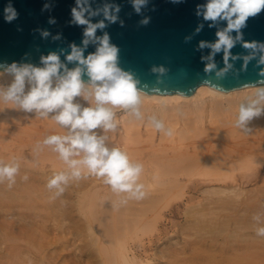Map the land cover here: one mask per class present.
<instances>
[{
    "label": "bare ground",
    "instance_id": "obj_1",
    "mask_svg": "<svg viewBox=\"0 0 264 264\" xmlns=\"http://www.w3.org/2000/svg\"><path fill=\"white\" fill-rule=\"evenodd\" d=\"M13 80V74L0 70L1 88L2 82L8 84L12 83ZM58 82V77H53V85L56 86ZM82 83L84 85L82 91L94 94L92 83L85 81H82ZM26 84L27 86H32L27 81ZM6 85L5 83L3 85L4 92ZM261 88H264V85L247 86L233 90H219L207 84H200L192 93L188 94L144 92L137 89L140 93L139 103L127 114L115 117L114 122L121 131L125 142L131 134H140L142 126L146 130L149 129V132H153L155 128L154 121H159L164 125L160 129V133L162 132L163 135L164 131L167 132L168 129H171L173 132L177 128L176 126L179 125L180 129L177 130V135L182 131L179 135L182 140L185 137L183 136L185 130H188L190 134L189 131L191 129H196V133H199L198 129H202L208 121H213L212 124H214L216 120H210V117H214V115L218 121H220V118L222 119L218 125L221 124L227 127V124L224 125L226 118H217V114L230 116V118L236 117L239 114L241 105L248 106L254 101H258L256 106L262 109V113L256 119L254 118L255 121H251V126L257 119V122L260 123L262 121V124L264 123V109L262 108L264 107L262 106L264 101L259 94ZM0 92L2 94V90ZM92 96L94 98V95ZM2 102L3 104L1 105H4L3 107L7 109L15 106L12 102H6L4 99H2ZM106 107L111 108V110L114 108L111 105H106ZM137 111L139 112V116L136 115ZM233 120L231 119L230 122ZM230 122L227 129L235 124V122ZM248 124L247 126L251 128ZM218 125L215 124L216 127ZM221 125L219 126L221 127ZM234 126L231 127L232 130L229 128L228 132L232 131L233 134L239 133L241 131L239 129H235L238 132H233ZM250 128L251 133L254 129L251 130ZM252 128L257 129L256 126ZM30 132L25 138H29L30 134H35ZM48 135H51V133ZM192 135L189 136L191 142L192 138L196 136L191 137ZM257 135L260 138V140L258 139L260 141L258 143L260 144L257 145L258 143H255L254 146L257 145L259 148L261 143H263L262 137L264 133L262 137H260L259 133ZM150 136L152 137V133ZM247 136V138L252 139L248 133ZM253 136L255 137V135ZM2 137H4L3 133ZM47 137H44V139ZM186 137L184 138L185 140L188 138ZM218 137H213L215 141L210 140V144L205 139H211L212 137H204L207 143H202L199 140V143H201L199 145L202 147H197L194 144L188 146L187 144L190 142L184 145V141L179 140L180 143H183L180 146L184 145V149L175 152H164L163 150L165 149L169 150L167 149L169 146L164 145L163 147L157 143L161 147L156 146L155 149H163V153L155 154L154 158L152 157L151 159L150 156H147L151 162L149 160L148 162L142 160L141 163L144 166V170L140 177V182L145 185V188L154 184H159L160 186L161 184H171L170 186L193 184L189 190L191 192H199L200 196L195 200L194 197L196 195L188 197V202L184 203L183 208H181L183 219L170 233L162 231L157 227L159 222L157 217H153L149 221L140 222V225L138 223L139 226L137 227L135 226L137 223L133 220V223L136 224L130 226L136 227L138 231H133L132 237L138 241H130L129 239L132 237L130 238V236L122 232V229L118 228V225L124 220L120 221L122 214L120 211L122 208L116 202L120 199V196L113 193L110 186L105 185L103 181H98L94 176H87L85 172H82L80 180L70 179L65 192L53 199V193L46 187L48 180L54 173L60 171L70 175V171L61 168L67 164L60 160L58 153L53 151L54 146L44 145L41 138L38 141L34 138L35 141H29L30 150L28 151H5L0 148V161L8 162L12 158H16L20 163V171L16 177V183L11 188L8 187L7 181L0 183V264H86L87 260L84 258L85 251L79 248L74 240L78 234V230H76L78 228V221L75 218L82 219L84 216L98 226L100 233L98 234V264H264V237H257L255 234L257 227L264 226V197H261V194L258 195V192L262 193L263 188L259 190L261 187L256 186L257 189L259 188V191L256 190L258 192L255 195L253 194V189L252 193L249 194H246L249 191L245 192L246 189H243L245 195L239 185L197 187V185L209 182L223 184L236 182V184H240L258 178L257 164L262 160L257 157L259 151L256 153V150L252 149L254 147L244 149L246 145H240L241 141L246 140L245 134L243 135L244 139L242 135L241 137L239 135V139L243 140H238V136L236 135V142H234V138H231L232 136L230 138L227 136L231 141L234 139L232 143L226 141L230 143L229 145L237 144L235 149H233L234 147L232 148L233 150L230 148V151L232 150L233 152L229 151L226 143H222V140L224 139L225 141L226 137L224 135L222 139H220L221 135ZM134 138L136 139V137ZM199 138L202 140V137ZM217 139L221 140V142H218L219 145L215 143L218 147L215 144L212 145L215 147H210ZM204 140L202 141L204 142ZM127 141L130 142V140ZM22 142L20 143L24 144ZM168 142L170 141L168 140ZM194 142H196V139H194ZM123 144L125 145V149L128 148L129 150V146L127 147L125 143ZM204 144H209L210 148ZM252 144L250 142V145ZM223 145L228 149L227 151L225 148L222 150ZM238 145L244 148L238 149ZM178 146L174 145V148L179 149L180 146ZM249 146L247 145L246 148H250ZM4 148L8 147L4 146ZM132 148L136 149V147ZM141 148L140 150H143ZM170 148L176 150L172 146ZM130 153L132 154L131 147L128 154ZM131 157L134 160L133 156ZM145 159L147 158L145 157ZM140 161L138 159L135 162L140 163ZM227 164L229 167L233 166V169L234 166H237V168H244L246 170L256 168V171L251 170L237 176L230 170H225L226 167L228 169ZM53 168H58L59 170H54ZM25 176L28 177L27 180L23 179ZM83 187H86V189L81 190ZM155 191L157 192L158 190L155 189ZM242 194L245 196H242ZM149 197H152V195H149ZM153 197L155 200L160 198L159 196ZM152 198L151 200H153ZM114 201L116 206L112 205ZM137 201L138 203L140 202L139 200ZM128 202L130 204L131 201L129 200ZM134 202L132 200L131 206L128 205V207H126L127 204H124L125 207L123 205V209L126 208V210L131 207L128 211L131 210L132 212L130 211L127 214H131L133 211L137 212V210L132 209L136 207L132 204ZM74 203L78 205V209L74 210L72 208ZM142 204H144L143 200L141 201V206H143ZM111 206H115V209H112V211L110 209L112 208ZM143 208L142 211H145L146 209L143 210ZM140 210L138 209V212ZM124 212L123 210V214ZM139 213L142 214L141 211ZM257 214H260L262 217L260 225H257L253 219ZM143 218L141 217V220ZM128 221L127 219L126 225L131 223ZM118 222L119 224H117ZM147 229H150L151 233L154 231V233H150L151 235L144 241L141 235ZM127 232V234H130L129 231ZM150 246L154 247V250L148 253L146 249Z\"/></svg>",
    "mask_w": 264,
    "mask_h": 264
},
{
    "label": "clouds",
    "instance_id": "obj_2",
    "mask_svg": "<svg viewBox=\"0 0 264 264\" xmlns=\"http://www.w3.org/2000/svg\"><path fill=\"white\" fill-rule=\"evenodd\" d=\"M151 0H130L131 7L135 14L142 15L139 21L140 26H147L151 22V17L143 15L144 9H149ZM173 4L182 3L183 0H170ZM94 0H75V6L70 9V24L81 26L83 31V44L86 47L90 41L97 42L98 47L95 53L83 56V49L71 46V54L67 56L68 61H77L80 65L86 66L87 75L91 79L94 89L95 107L81 108L74 103V98L82 94L84 85L81 80L82 69L75 68L68 71L66 75L59 77L58 70L63 67L59 57L53 53L42 58L44 67L38 68L29 65H18L13 62L11 65L0 63V69L13 74L14 80L4 92L3 99L12 102L25 112H36L40 117H47L49 113H56L55 121L70 131V135H50L43 140L44 145L54 146L53 151L59 154L60 160L68 165L70 175L60 171L54 173L47 182V189L53 193V199L61 196L69 180H80L82 172L87 176H94L102 179L103 183L110 186L111 191L120 196L119 205L127 204L129 200H142L146 196L145 185L140 182L144 166L142 163H130L129 156L120 148L109 150L104 144V138L98 137L93 130L102 127L105 131L114 130V112L112 107L135 108L139 103L140 93L136 87V81L131 74L123 72L117 67L118 48L110 43V36L107 32L100 37L96 36L98 30L103 31L112 24L119 23L124 27V21L120 19L122 7L115 0H101L94 7ZM53 5L44 3L42 11H50ZM152 11L155 10L153 6ZM264 11V0H207L204 5L197 8V15L202 16L205 21H210L209 27H214L217 21H226L224 30L216 33L217 40L209 44L201 41L199 48L209 47L212 54L202 58L209 61L216 53L223 51L224 68L217 70L214 62L205 64L204 72L215 71L217 79L222 78L232 69L229 63L230 58L236 60L239 57L231 56L230 50L238 41L242 40L241 30L246 27L249 18L255 17ZM103 17L93 22L95 17ZM19 18V13L8 3L3 9V19L5 23H12ZM49 24H56L54 17H49ZM203 25L197 27L199 33ZM18 30H22L19 29ZM42 35L47 37L49 33L41 30ZM236 32L233 38L230 34ZM59 39V36L56 37ZM191 37H185L188 42ZM245 49L251 50L250 55L245 56L244 68L248 62L259 53L258 64L264 65V42L251 41L243 42ZM163 73L165 69H153ZM264 76V69L260 72ZM53 77H58V84L53 87ZM26 81L31 83L29 91L25 92ZM211 83V81H206ZM261 97H264V88L259 90ZM258 101H254L248 106L241 105L239 114L235 121V127L245 134L249 132L248 122L259 117L262 109L257 107ZM139 116V112H136ZM156 129H162L164 125L159 121H154ZM173 134L170 129L168 136ZM82 159H72L80 156ZM20 171V163L16 158L8 162L0 161V183L7 181L11 188L16 183V177ZM27 180L28 177H23ZM257 225L262 223V217L257 214L253 217ZM257 237H264V226H259L255 230Z\"/></svg>",
    "mask_w": 264,
    "mask_h": 264
},
{
    "label": "water",
    "instance_id": "obj_3",
    "mask_svg": "<svg viewBox=\"0 0 264 264\" xmlns=\"http://www.w3.org/2000/svg\"><path fill=\"white\" fill-rule=\"evenodd\" d=\"M46 2L53 5L50 11H42ZM99 2L101 0H94L93 6L96 7ZM115 2L122 7L119 15L124 27L119 23L112 24L103 31L98 30L96 36L108 33L110 43L119 50L117 67L132 75L138 90L188 94L200 84L219 90L264 85V76L260 75L264 65L258 64L259 53L248 62L246 69L243 59L251 53L243 47V42H264V11L248 19L246 27L241 30L242 40L230 50L231 56L239 58H230L232 69L217 79L215 71L205 73L204 67L206 63L214 62L217 70L224 68L223 51L216 53L211 61L202 59L211 56L212 49H201L199 44L201 41L215 43L216 33L224 30L227 22L217 21L214 27H209L212 22L196 14L198 6L204 5L207 0H183L178 4L170 0H151L149 9L143 10V15L151 17L147 26L139 25L143 16L135 14L130 0ZM8 3L19 13V18L12 23H5L3 19V9ZM74 6L75 0H0V63L11 65L16 62L21 66L42 68V58L55 53L63 66L58 70L59 77L80 67L81 80L91 83L86 66L67 60L73 44L83 49L85 58L95 53L99 46L97 42L90 41L85 47L84 28L70 24V9ZM153 6L154 11L151 10ZM49 17H54L57 23L49 24ZM102 18L95 17L93 22ZM201 24L203 28L196 33ZM41 30H46L49 35L44 37ZM230 35L235 38L237 33ZM189 36L191 39L185 42V37ZM159 68L165 71H153Z\"/></svg>",
    "mask_w": 264,
    "mask_h": 264
},
{
    "label": "rangeland",
    "instance_id": "obj_4",
    "mask_svg": "<svg viewBox=\"0 0 264 264\" xmlns=\"http://www.w3.org/2000/svg\"><path fill=\"white\" fill-rule=\"evenodd\" d=\"M4 83H5V85L7 84L6 82H2V88L0 89V91L2 90V94L4 93ZM11 83V82H10ZM10 83H8L7 85H6V87H5V92L7 91V89H8V85L10 84ZM11 85V84H10ZM25 87H28V88H25V92L27 91V89H28V91L30 90L29 89V87L31 88V86H27V84L25 85ZM53 87H55V85H53ZM1 94V92H0V148L1 149H3V150H5V151H8V150H12V151H20V150H25V151H28V150H30V145H29V143L31 142V141H33L34 140V138H35V140L37 139V141L38 140H40V138H41V140H44V137H47V135L49 134V133H51V135H61V136H65V135H70L71 133H70V131H69V129L67 128V127H64V126H61V125H59L56 121H55V119H54V117H55V115H56V113H49L48 114V116L47 117H40L39 116V114H37L36 112H31V113H29V112H25L24 110H22V109H20L18 106H13L14 108H15V110H14V108L12 109V108H9V109H7V108H5V107H3L4 105H1V104H3V102H2V99H3V95ZM89 95H90V97H89ZM92 95H94V94H90V93H85L84 91H82V94L80 95V96H77V97H75L74 98V103H76V104H79L80 106H81V108H88V107H95V101H93L94 100V98H92L93 96ZM92 96V97H91ZM262 100L264 101V97H262ZM262 106H264V104L262 105ZM263 109H264V107H262ZM11 109V110H10ZM130 110H132V108H127V109H125V108H121V107H114L113 109H112V111L114 112V118L115 117H120V116H122V115H125V114H127V112H129ZM218 116H217V118L219 117H224V118H226L225 119V124L224 125H226L227 124V127H228V124H229V122L231 121V119L233 120L232 122H230V123H234L235 122V120H236V118L238 117V116H236V117H232V118H230V116H225V115H222V114H217ZM216 116L214 115V117L213 116H211L210 118V120H212V119H214V121L216 120V122L214 123V124H212L213 123V121L211 122V121H208L207 123H206V125L202 128V129H198V132L199 133H196L197 131H196V129H191V131H189L190 132V134L188 133V130H185V132H184V130H183V136H187L186 138H187V140H185L184 138L185 137H183V139L181 140V137L179 136L180 135V133L182 132V131H180V133L177 135V130H179L180 129V126L178 125V126H176L177 128L173 131V134L171 135V136H168L167 135V133H168V131L170 130V129H168L167 130V132L166 131H164L165 133H164V135L162 134V132L160 133V129H156V128H154V131L153 132H149L150 130L149 129H147L146 130V128L144 127V126H142L141 127V133L140 134H136L135 135V133H134V135H130L129 137H128V139L127 140H130V142L129 141H127L126 140V142H125V139L122 137V134H121V131L117 128V126H116V128L114 129V130H108V131H105L102 127H100V128H97V129H95V130H93L94 131V133L98 136V137H103V138H105L104 139V144H105V146L107 147V148H109V150H111L112 148H120L122 151H124V152H126L127 154L129 153V150H130V147H131V151H132V154L130 153V154H128V155H131V156H133V158H134V160L132 159V157L131 156H129V159H130V163H132V164H134V162L136 161V160H138L139 159V161H140V163L142 162V160H144L145 162H148V160H149V162H151V158L155 155V154H160V153H163V151L164 152H171V151H173V152H175V151H177V150H182V149H184V145H186L185 143H189V144H187L188 146H190V145H196L197 147H199L200 145L199 144H201V143H199L200 141L202 142V143H205L206 141L207 142H209L210 140H214L215 141V139H213V137H217V138H219L218 136H220L221 135V137H220V139H222L223 137V135H224V137H226V139H225V141H224V139L222 140L223 142L222 143H226V147H227V145H228V148H229V151H230V148L232 149L233 147V149H235V147H237V144H234V145H229L230 143H232V141L235 139V136L237 135L238 136V140H240L239 139V135H240V137H241V135H242V138H243V135L245 134V133H243V131L241 130V131H239V133H237V134H233L232 133V131H230V132H228L229 131V128H231V127H233V125H235V124H233L232 126H230L228 129H227V127L226 126H223V125H221V124H219V125H221V127L218 125V123H220L221 121H222V119L220 118L219 120L220 121H218V119H216L215 118ZM263 117H264V115H263ZM262 117V118H263ZM224 118H223V120H224ZM257 118V117H256ZM255 118V119H256ZM227 121H229V122H227ZM253 121H255L254 119H253ZM257 121H258V119H257ZM255 122L252 126H251V121H250V124H248V125H250L251 126V128L250 127H248L247 126V128L249 129H254L253 130V132H251L250 133V130H249V132H248V134H249V136H251L252 137V139L250 138H247L248 136H247V134H245V139L246 140H244V141H239L240 142V145H243L244 146V144L246 145V146H241V147H239L240 145H238V149L239 148H244V149H251V147H254V148H252L253 150H256V153L259 151V154H257V157H259L262 161L259 163V164H257V166H258V171H257V175H258V178L256 179V180H251V181H248V182H244V183H240V184H236V182H232V183H228V184H223V183H218V182H209V183H202V184H200V185H197V187L198 188H204V187H206V186H227V185H239V187H240V189L242 190V192L244 193V190L246 189V191L245 192H247V191H249V192H247L246 194H249V193H252V191H253V194L255 195V194H257V192L259 191V190H261L262 188V193H260V192H258V195H260L261 197H264V145H262L263 143H264V139H263V133H264V123H262L261 124V122L260 123H258V122ZM145 122V121H144ZM224 122V121H223ZM222 122V123H223ZM5 123V124H4ZM249 123V122H248ZM253 123V122H252ZM215 124H217L218 126L216 127L215 126ZM256 124V125H255ZM18 125V126H17ZM28 125V126H27ZM210 125V126H209ZM213 125V126H212ZM223 126V127H222ZM254 126H256V128L257 129H255V128H252V127H254ZM19 127V128H18ZM225 127V128H224ZM7 128V129H6ZM17 128H18V130L20 129V131H18L17 130ZM211 128V129H210ZM214 128H216V129H214ZM220 128V129H219ZM208 129V130H207ZM219 129V130H218ZM235 129H237L238 130V128H236L235 126H234V129H233V132H238V131H235ZM193 130V131H192ZM231 130H232V128H231ZM240 130V129H239ZM29 131H31L30 133H35V134H30L29 135V138H25V137H27L28 135L27 134H29ZM203 131V132H202ZM222 133H221V132ZM18 132H22V133H18ZM186 132H187V134H186ZM194 132V133H193ZM207 132V133H206ZM217 132H219V133H217ZM225 132H227V133H225ZM256 132V133H255ZM2 133H3V135H4V137H2ZM46 133H48V134H46ZM151 133H152V137L150 136L151 135ZM154 133V134H153ZM160 133V134H159ZM231 133H232V135H231ZM259 133V135H260V137H262V141H263V143H261V146H259V148H258V146L257 145H259L260 143H258V141L260 140V138H258L259 136L257 135ZM46 134V135H45ZM186 134V135H185ZM191 134H193L191 137H193V136H195L194 138H192V142H191V138L189 139V136L191 135ZM146 135V136H145ZM149 135V137L147 138V136ZM159 135V136H158ZM162 135V137H160ZM182 135V134H181ZM199 135V136H198ZM203 135H205V136H203ZM210 135V136H209ZM226 135V136H225ZM232 137H231V136ZM253 135H255V137L257 138V140H256V138L253 136ZM48 136H50V135H48ZM227 136H229L228 138H234L232 141H231V139H228L227 138ZM39 139H38V138ZM134 137H136V139L133 138ZM137 137H138V139H137ZM160 137V138H159ZM199 137H202V140H204V137L206 138H208V137H212L211 139H205L204 140V142L199 138ZM8 138V139H7ZM131 138V139H130ZM161 138H162V140H161ZM164 138V139H163ZM6 139V140H5ZM149 139V140H148ZM159 141H158V140ZM190 141H189V140ZM194 139H196V142L198 141V143H196V142H194ZM218 140L217 139V141L216 142H213L211 145H210V147L213 145V144H215V143H218L219 141L221 142V140ZM244 139V138H243ZM243 139H241V140H243ZM259 139V140H258ZM7 141V142H5V141ZM34 140V141H35ZM124 140V141H123ZM168 140L170 141V142H168ZM179 140H181V141H184V145L183 146H180V145H182L183 143L181 142L180 143V141ZM200 140V141H199ZM228 140H230V141H228ZM236 140L237 139H235V141L234 142H236ZM12 141V142H11ZM21 141H23L22 143H24V144H21L20 142ZM30 141V142H29ZM139 141V142H138ZM148 141H150V142H148ZM163 141H165V142H163ZM186 141H188V142H186ZM230 142V143H227V142ZM148 142V143H147ZM156 142V143H155ZM194 142V143H193ZM206 142V143H207ZM233 142V143H234ZM250 142H251V144L252 143H254V144H252V145H250ZM260 142V141H259ZM123 143H125L126 144V146L128 147L129 146V150H128V148L127 149H125V145L123 144ZM135 143V144H134ZM153 143V144H152ZM157 143H159V144H161L163 147H164V145H166L165 147L167 148V149H169V150H166L165 148V150H163V149H159V150H157V149H155V147L157 146V147H159L158 146V144ZM168 143H170L171 144V146L174 148V145H179L180 146V148L179 149H176V148H174V149H176V150H172L170 147V144H168ZM177 143V144H176ZM179 143V144H178ZM192 143V144H191ZM196 143V144H195ZM211 142H209V144H210ZM237 143H238V141H237ZM255 143L257 144L256 146H254L255 145ZM137 144V145H136ZM150 144V145H149ZM155 144H157V145H155ZM168 144V145H167ZM174 144V145H173ZM209 144H204V145H206L207 147H209ZM239 144V143H238ZM146 145H148V146H146ZM217 147H218V145H219V143H218V145L217 144H215ZM221 145V144H220ZM247 145L250 147V148H246L247 147ZM4 146L5 147H8V148H4ZM140 146V147H139ZM178 146V147H179ZM205 146V147H206ZM225 145H223L222 147H223V149L222 150H224V147ZM232 146V147H231ZM22 147V148H21ZM132 147H136V149H134V148H132ZM141 147H145V148H141ZM161 147V146H160ZM159 147V148H160ZM176 147V146H175ZM200 147H202V146H200ZM209 147V148H210ZM212 147H215V146H212ZM140 148L141 149H143V150H140ZM220 148H221V146H220ZM135 150V152H133V150ZM154 149V150H153ZM214 149V148H213ZM226 149V151L228 150L227 148H225ZM232 149V150H233ZM137 150V151H136ZM156 150V151H155ZM163 150V151H162ZM231 150V151H232ZM145 151V152H144ZM160 151V152H159ZM162 151V152H161ZM230 151V152H231ZM137 152V154H135ZM144 152V153H143ZM148 152V153H147ZM233 152V151H232ZM260 152H263V153H260ZM151 153V154H150ZM142 154V155H141ZM150 156V159H148V157ZM139 157V158H138ZM145 157L147 158V159H145ZM73 159H82L83 158V153H81V155L80 156H74V157H72ZM138 158V159H137ZM144 158V159H143ZM154 158V157H153ZM135 164H136V162H135ZM263 164V165H262ZM221 165V164H220ZM228 165V164H227ZM223 166H226V165H223ZM61 168H63V170H67V171H71L70 169H69V167H68V165H66V166H64V167H61ZM223 169H224V167H222ZM227 168V167H226ZM225 168V170H230L231 172H233L235 175H240V174H243V173H245V172H249V171H251V170H253V171H256V168H254V169H249V170H246V169H244V168H237V166H234V169H233V166H230L229 167V165H228V169H226ZM54 170H59L58 168H53ZM84 173V172H83ZM86 173V172H85ZM260 176H263V177H261L260 178ZM97 178V177H96ZM98 179V181L100 180V181H102V179H99V178H97ZM251 182V183H250ZM162 185H164V186H162ZM171 185V184H170ZM170 185H168V184H161V186L158 184H154L153 186H149V187H146L145 188V191H148V193H146V197H144L145 199H142L143 200V202H144V204H142L143 206H141V201L142 200H139L140 202L138 203V201L137 200H133V202L134 203H132V204H134L136 207L134 208H132V209H135V210H137V212L136 211H133V213H131V214H127L128 212H130L131 210H129L128 211V209H131V207H129V208H127V210H126V208H124L123 209V205H120L121 206V208H122V210L120 211V213L122 212V214H121V220L120 221H122V219H124L120 224H119V222L117 223V224H119L118 225V228L119 229H122V232L123 233H125L126 235H128V236H130V238L132 237V234H133V231H138V229L136 228L137 226H139L140 225V222L142 223V222H145V221H149L150 219H152L153 217H157V220H159V222H158V224H157V227L159 228V229H161L162 231H167V233H170V232H172L176 227H177V225L182 221V219H183V217H182V212H181V208H183V206H184V203H187L188 202V197L189 196H192V195H196L195 197H194V200L195 199H197L199 196H200V193L199 192H191L189 189L192 187V185L193 184H185V185H183V186H175V185H172V186H170ZM203 186V187H202ZM256 186L257 187H261L259 190L256 188ZM152 188V189H151ZM167 190H166V189ZM182 188V189H181ZM84 189H86V187H83L81 190H84ZM147 189H149V190H147ZM155 189L156 190H158L157 192L155 191ZM244 189V190H243ZM249 189H251V190H249ZM253 189V190H252ZM153 190V191H152ZM256 190H258V191H256ZM163 192V193H162ZM193 193H195V194H193ZM199 193V194H198ZM191 194V195H190ZM245 194V193H244ZM244 194H242V196H245ZM253 194H251V195H253ZM149 195L151 196L152 195V197L153 196H155V197H160V198H158V199H160V200H155V198L153 197H149ZM162 195H163V197H162ZM121 198V197H120ZM146 198H149V199H146ZM151 198L153 199V200H151ZM119 199V198H118ZM117 199V200H118ZM120 200V199H119ZM119 200L118 201H116L117 203H119ZM147 200V201H146ZM155 200V201H154ZM131 202H132V200H130ZM131 202H130V204H128L127 203V206L126 207H128V205L129 206H131ZM183 202V203H182ZM116 203H115V201H114V203L112 204V205H115ZM140 204V205H139ZM118 205V204H117ZM137 205H138V208H137ZM144 205H145V207H144ZM116 206V205H115ZM115 206H111L112 208H110L111 209V211H112V209H115L114 207ZM182 206V207H181ZM119 209H121L119 206H117ZM124 207H125V205H124ZM144 207V208H143ZM72 208L75 210V209H78V205L77 204H75L74 203V205L72 206ZM142 208H143V210H145V211H142ZM117 209V208H116ZM119 209H118V211H119ZM138 209H141L140 211L142 212V214H144V215H142L141 213H139L138 212ZM123 210L125 211L124 212V214H123ZM154 211H155V213H154ZM114 212H116L115 210H114ZM132 212V211H131ZM135 212H136V214H137V218H136V214H135ZM161 212V213H160ZM125 214H127V216H125ZM133 214H135V215H133ZM179 214V215H178ZM133 215V216H132ZM152 215V216H151ZM155 215V216H154ZM132 217V218H130V217ZM126 217V218H125ZM141 217L143 218V220H141ZM136 218V219H135ZM147 218H149V219H147ZM125 219H126V221H125ZM127 219L129 220L128 222H131L130 224L128 223V225H126L127 224ZM132 219V221H130ZM178 219H180V220H178ZM75 220L76 221H78V228H76V230H78V234L76 235V238L74 239L75 240V243L79 246V248H82L85 252H84V258L87 260L86 261V264H98V234H100L99 233V231H98V226H96L90 219H88V218H86V216H84V217H82V219H76L75 218ZM133 220H134V222H136L137 223V225H135L136 227H132L133 226V224H136V223H133ZM160 221H161V223H160ZM179 221V222H178ZM138 223H139V225H138ZM123 224V225H122ZM130 225H132V226H130ZM120 227H122V228H120ZM125 227H127V228H125ZM132 228V229H131ZM168 228V229H167ZM150 229H147V230H145L144 231V233L141 235L142 237V239L144 240V241H146L147 239H148V237H149V235H151L152 233H154V231L151 233V231H149ZM119 231V230H118ZM127 231H129L130 232V234H127L128 232ZM89 232H91V234H89ZM151 233V234H150ZM76 234V233H75ZM144 236V237H143ZM130 241L131 240H134V241H138L136 238H131V239H129ZM154 250V247H152V246H150L149 248H147L146 249V251L148 252V253H151L152 251ZM85 263V262H84ZM73 264V263H72Z\"/></svg>",
    "mask_w": 264,
    "mask_h": 264
}]
</instances>
